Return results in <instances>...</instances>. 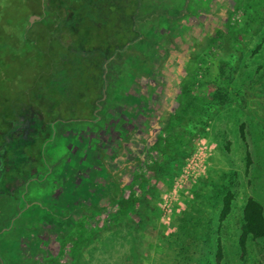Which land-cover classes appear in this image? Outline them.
Listing matches in <instances>:
<instances>
[{"label": "rangeland", "instance_id": "374dc122", "mask_svg": "<svg viewBox=\"0 0 264 264\" xmlns=\"http://www.w3.org/2000/svg\"><path fill=\"white\" fill-rule=\"evenodd\" d=\"M139 1L141 7L155 9L156 18L140 25L153 40L150 36L134 42L131 50L120 54V61H109V97L98 111L105 124L116 113L109 101L134 98L156 121L147 120L131 148L123 156L113 151L107 161L110 173L123 181L113 187L123 202L101 206L105 202L91 205L75 202L73 196L63 200L60 186L66 193L72 189L68 183L74 175L73 130L84 126L57 124L61 126L56 142L43 155L44 162L52 163L35 170L25 197L27 208L11 217L15 212L11 195L0 197V264L2 260L4 264H264V238L244 234L249 199L261 205L264 215V126L257 122L253 110L257 104L251 100L246 109L231 103L216 111L214 104L219 95L214 84L225 81L221 71L231 67L217 51L220 39L215 31L219 27L228 31L246 49L232 85L236 89L244 81L250 85L264 70V0H152V4L143 0L146 5ZM5 52L0 54L2 109L6 99L21 98L18 90L36 80L30 65L36 57L26 45L18 53ZM22 52L27 55L18 60ZM216 76L219 80L210 82ZM205 78L210 81L200 84ZM125 105L118 106L119 112ZM31 121L26 135L35 139L43 128L38 116ZM63 130L66 139L60 135ZM12 147L19 148L17 139ZM20 153L15 151L12 158L22 160ZM173 155H178L177 162L154 184L149 166L163 165ZM63 160L70 162L66 175ZM148 185L150 212L140 232L131 221Z\"/></svg>", "mask_w": 264, "mask_h": 264}, {"label": "trees", "instance_id": "16d2710c", "mask_svg": "<svg viewBox=\"0 0 264 264\" xmlns=\"http://www.w3.org/2000/svg\"><path fill=\"white\" fill-rule=\"evenodd\" d=\"M139 2L0 0V11L5 7L0 13V54L6 53L5 51L12 54L14 50L18 53L26 45L33 54L32 58L36 57L30 62L36 72L34 84L18 90L21 98L6 99V108H0V112H3L0 114V178L6 180L14 166L12 156L14 157L17 149H13L12 144L15 139L19 148H27L25 155L34 168H37L42 166L41 143L47 140L46 136L53 131L55 124L93 117L94 109L101 106L100 102L105 95L108 81L104 78V73L107 63L113 59L120 61V54L125 55L127 50H131L134 42L149 37L141 31L140 25L156 18L155 9H145ZM146 4H152V0ZM154 4L156 3L153 2ZM137 8L139 12L135 13ZM32 15H38L39 19L30 23L28 18ZM178 15L179 13L173 16L176 18ZM9 16L10 21L7 19ZM254 29L253 34H258L259 28L255 26ZM216 36L220 39L217 51L231 63L229 70L221 71L227 83L222 81L214 84L218 87L219 94L214 103L218 107L216 111L231 103L246 109L247 102L251 100L257 104V109H253L254 113H258L257 122L264 126V70L253 82L250 81V85L244 81L239 84L241 89H236L232 83L235 74H240V64L247 51L236 39L233 40L228 31H216ZM26 55V52H22L18 60H24ZM45 76L46 79H41ZM218 80V76L211 81L205 78L200 80V84ZM37 116L44 136L29 139L26 134L31 128V120ZM177 160L178 155H173L163 165L149 166V171L154 174V184L168 175L171 165ZM19 178L24 179L23 176ZM154 184L150 183L152 187ZM150 185L144 189L143 197L137 200L134 212L136 218L131 221L140 232L146 223L145 214L150 212ZM122 202V194L118 190L110 205ZM101 208L96 209L103 210ZM244 234L264 238L263 209L252 199L247 201L244 210ZM2 262L4 264V260Z\"/></svg>", "mask_w": 264, "mask_h": 264}, {"label": "crops", "instance_id": "0c3cea01", "mask_svg": "<svg viewBox=\"0 0 264 264\" xmlns=\"http://www.w3.org/2000/svg\"><path fill=\"white\" fill-rule=\"evenodd\" d=\"M150 36H151V40H153L154 36H152V33L149 34V37ZM148 38L146 40H148ZM137 42L140 41L138 40ZM138 50L142 51V49L140 48ZM110 70L111 67L106 66L105 74H107V76L104 75V78L107 79V81L109 80L108 75ZM109 83L110 82H107V86H105V92H104L105 95L103 96L100 105L102 104V102H104V100H106L109 97L108 96ZM115 84H117V82H113V85ZM133 100L134 98L130 99V101L127 100L128 101L127 102L124 101L122 98H118L109 101L112 102L110 105L111 107L110 110L112 109L113 111H116V113L113 114V112L109 113L108 111L107 112L108 115L113 114L114 116L110 120L106 119L107 122L105 124H104L105 120L102 117L101 118L98 117V111L102 105L94 109L93 117L91 118L88 119L76 118L71 121L69 120L62 122V123H74V124H79L80 126H84L77 129L78 131L73 130L74 138L72 139V142H73L74 157L73 159L71 158V160L73 161L72 167H73L74 175L70 180V182L68 183L70 184V186H72V189L69 190L70 192L66 193V191L64 190L65 187L63 185L60 186V195L62 194L63 196H65L63 197L64 201H66L68 197L73 196V198L76 200L75 202L83 200V201H88L89 204H91L90 200L92 198V194H94V192L96 191L97 188L96 185H99V183H97L98 182L97 177L98 176L102 177L103 175H105L104 171L106 167L104 165V161L102 160L103 152L107 155V161L108 160L111 161L113 151H116L117 153L120 152L121 156H123L124 152H127V150L131 148L130 147L132 146L131 144L135 142V137H138V135H136L137 131H139L141 128L144 129L145 125L148 123L147 120H150L152 124L156 122V121H152L153 118L150 115L147 116L146 114H144L145 111H147L145 106L141 107L137 103L135 104ZM125 103H127V105H125ZM124 105L125 108H128V110L125 111L124 110L125 108H121L122 111L119 112L118 106H124ZM130 118H132L134 121V125L132 127L129 126V122L131 121ZM59 126L55 124L54 125L55 128L53 129V131L50 132L49 136H46L47 140H45L43 144L41 143V150H40L41 154L44 155L45 152L47 151V148L54 146L56 142V137L58 136L57 129ZM62 133L60 135L62 137L64 136V139H66L67 133L65 132L63 134ZM41 135L44 136L43 133ZM64 142L65 144H67L66 141ZM26 150L27 148H23V149L18 148L16 150L18 152L19 151L21 152L20 154L21 156H23L22 160L14 159V163H12V165L14 166L13 167L11 166L12 169L8 178H6V180L0 178V197H2L3 194H6V195H11L12 198L10 201L13 205L12 209L15 210V212L14 214H12L11 217H17L18 216L17 213H20L21 211L27 208V203H25L26 202L25 197L26 194L28 193L30 185L35 181L34 180L35 170L37 168H34V166L29 162L28 160L29 158L25 155ZM43 155L41 158V162L44 168H47V164L51 165L52 162L48 160L47 162H44L45 159L43 158ZM53 163L56 164V162ZM60 163L61 166L63 167L61 168L64 171V172L62 171L63 172L62 175H66L67 173H69L68 170L70 167L67 164H70V162L63 160V162ZM20 176H23L24 179L22 180V178H19ZM5 184L8 185L9 192H7ZM78 208L79 206L77 203L75 204L73 209L78 210ZM2 209L3 208H1L0 206V212ZM0 232H2V227L0 228ZM1 263L3 264L2 261Z\"/></svg>", "mask_w": 264, "mask_h": 264}, {"label": "flooded vegetation", "instance_id": "af4514ba", "mask_svg": "<svg viewBox=\"0 0 264 264\" xmlns=\"http://www.w3.org/2000/svg\"><path fill=\"white\" fill-rule=\"evenodd\" d=\"M220 28L221 27L217 28L216 31H219ZM216 31H215V33H216ZM102 158L104 159L103 161H104V165L106 167L105 171H104L105 175L102 176L103 178L99 177V176L97 177V179H98L97 183H99V185H96L97 186L96 191L94 192L90 201H91V205H96L97 203L105 202V203H100V204H102L101 206H108L112 200L113 195L115 194V191H116L115 188H113V187L115 185H121V183H123V181L121 182L119 180L118 174L115 175V177H114L113 176L114 174L110 173L111 165H109V163L107 162V155L105 154L104 157H102ZM117 181H120L121 183H118ZM101 184H103V186H101ZM105 184H107V185H105ZM99 186L102 187V190L99 188ZM86 203H88V201H86Z\"/></svg>", "mask_w": 264, "mask_h": 264}, {"label": "water", "instance_id": "95a60500", "mask_svg": "<svg viewBox=\"0 0 264 264\" xmlns=\"http://www.w3.org/2000/svg\"><path fill=\"white\" fill-rule=\"evenodd\" d=\"M36 18H37L36 16H32L30 19V22L32 23L34 21V19H36Z\"/></svg>", "mask_w": 264, "mask_h": 264}]
</instances>
